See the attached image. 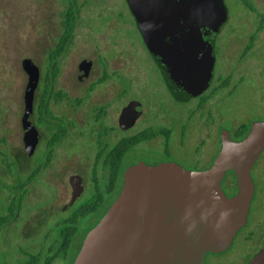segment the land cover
<instances>
[{"label": "rangeland", "instance_id": "rangeland-1", "mask_svg": "<svg viewBox=\"0 0 264 264\" xmlns=\"http://www.w3.org/2000/svg\"><path fill=\"white\" fill-rule=\"evenodd\" d=\"M223 1L228 15L220 29L218 42L222 46L224 56L223 59L222 57L219 59L216 66L214 85L226 71L233 68L235 58L238 56L235 47L237 39L244 36L253 22L257 23V18L250 8L255 7L260 14L262 13L260 19L264 24V0ZM78 2L81 5L80 19L74 43L61 58L56 89L70 91L71 95L83 94L94 84L92 91H96L95 95L98 98L105 99V95L124 91L125 88L126 96L142 100L152 121H158L156 119L158 111L168 116V121H178L179 124L185 121L186 116L196 105V99L176 103L170 98L161 73L142 40L126 0H78ZM64 6V0H0V134L6 130L9 142L14 144L18 151L23 148L20 118L27 81L22 63L25 59H30L45 70L42 63L43 52L52 43V36L59 30L60 13ZM98 53L106 62L103 66L98 64ZM81 57H92L96 61V67L88 79L80 83L76 79V67ZM253 57H256L255 62L260 73L257 71L250 74V78L241 80L235 71L229 85L222 87L204 109L208 126H205L202 133H198L199 128L196 127L194 116L193 134L192 131L189 132L190 137L185 142L178 141L179 126H175L176 132L173 131L171 137V153H166L164 146L160 149H150L146 148L148 145H141L139 146L141 152H132L127 156L126 162L131 163L141 156L152 163L173 160L187 169L206 168L219 148L216 137L221 129H227L233 134L239 127H249L256 120L263 121L264 30L257 46L242 60ZM121 76L127 80L124 81L123 78L120 80L118 77ZM101 78L104 80L100 81ZM77 147L78 144L69 139L57 149L53 165L50 167L48 199L51 200V207L43 225L37 226L38 234L29 240V246L33 249L41 244V235L46 231H50L48 241L53 243L60 227L57 222L62 217L70 215L80 202L92 194L93 188L88 186L72 208L62 211L63 203L69 199L71 190L67 162H73L65 158V152H76ZM84 163L87 165L90 161ZM252 173L258 187V195L252 203L247 226L242 231L256 225L258 229L264 230V151ZM105 196V203L95 213L97 218L113 198L111 193ZM86 229V217H83L79 219L76 237L71 244L72 250L66 252L63 264H70L69 257L76 251ZM240 237L241 234L238 233L228 249L217 254H208L206 264H246V260L258 251L262 239L253 236L251 240H241ZM27 243L28 241L18 240V249L17 245L8 249L1 247L0 258L6 257L10 263V259L16 253L15 249L19 252L22 245L26 250Z\"/></svg>", "mask_w": 264, "mask_h": 264}, {"label": "water", "instance_id": "water-1", "mask_svg": "<svg viewBox=\"0 0 264 264\" xmlns=\"http://www.w3.org/2000/svg\"><path fill=\"white\" fill-rule=\"evenodd\" d=\"M142 40L167 88L180 100L201 93L211 82L214 35L227 17L223 0H126ZM23 141L28 152L38 136L31 114L40 70L30 59ZM90 64L80 66L85 79ZM134 110L132 104L124 109ZM123 117V115H122ZM264 151V120L253 121L238 140L227 129L220 149L204 169L174 161L128 166L118 196L83 239L73 264H205V255L227 249L246 220L254 192L251 169ZM233 171L236 192L227 196L221 180ZM71 202L83 190L82 178L69 179ZM248 264H264L263 246Z\"/></svg>", "mask_w": 264, "mask_h": 264}, {"label": "flooded vegetation", "instance_id": "flooded-vegetation-1", "mask_svg": "<svg viewBox=\"0 0 264 264\" xmlns=\"http://www.w3.org/2000/svg\"><path fill=\"white\" fill-rule=\"evenodd\" d=\"M250 10L255 14L257 23L254 24L253 22V24L249 26L251 28L243 34L244 36L237 39L235 47L238 56L235 58L233 68L226 71L222 78L217 80L215 85L213 84L215 69L219 59L221 57L223 59L224 56V52L221 49L222 46H220L218 42V35L227 17L214 35L215 60L212 79L208 87L201 93L190 96L187 100H180L166 86L170 98L176 103H185L191 99H196V105L192 109V112L189 113V115L187 114L186 120L180 124L178 121H168V116L162 113V111H158L156 114V119H158V121H152L149 117V111H147V107L142 100L134 96H126L127 91H125L124 87V91L112 92L109 95H105V99L98 98L95 95L96 91H92L94 84L83 94L74 93L72 94L73 96L70 91H66L62 88L56 89V84V91H44V89L41 91V87L43 88L45 85L46 77L42 68L37 65L40 70V76L37 88L34 91L31 114V119L38 136L35 145L28 152L25 150L21 118L23 148L20 151H18L14 144L9 142L6 130L2 131L0 134V248L8 249L13 245H17L18 249L17 242L21 240L28 241V249L25 250L21 245L19 252L15 249L17 254L15 253L13 255L10 259V263L6 257H2L0 258V264H63L66 258V252L70 249L72 250L71 244L76 237L75 234L79 219L86 217L87 229L80 238V244L76 251L72 252L69 257L70 264H73L87 232L98 223L111 203L118 196L123 185L124 170L128 166L140 161L149 165L165 162H147V160L140 156L131 163H127V156L132 154V152H141L139 149L141 145H148L146 148L150 149H160L164 146L163 149L165 152L171 153V137L172 134L176 132L174 129L179 126L178 141L183 143L190 137L189 132L192 131L193 134L192 128L194 120L196 121V127L199 128L198 133H202L201 131H203L205 126H208V119L205 117L204 109L209 106V102L216 96L222 87L229 85L235 71H237L238 78L241 80L243 78H250V74L257 71L260 73V69L258 70L256 66V57L245 61L242 60L257 46L264 30V24L261 20L262 13L260 14L255 7L250 8ZM97 59L98 64L101 66L106 63L100 53H98ZM84 63L90 64V70L85 79H80V66ZM95 67L96 61L92 57H81L76 67L77 81L80 83L86 81L90 74L95 71ZM118 78H120V80L123 78L124 81L127 80L122 76ZM257 78L258 76L256 79ZM99 80L103 81L104 78ZM261 82L262 80L260 79L259 83L261 84ZM259 89L261 88L259 87ZM130 104L133 105L134 110L130 111L128 109L127 112L125 111L124 113V109ZM206 132H208V130H206ZM220 133H218L216 137L219 143L217 153L220 149ZM230 137L233 140L242 138H238L236 132L233 134L230 133ZM69 139H71L73 143L78 144V147L76 152H65V158L67 157V159L73 160V162H67V166L70 170L68 181L73 175L80 176L83 182V190L79 192L76 198L71 202L73 188L69 181L71 189L70 195L69 199L64 201L62 211L72 208L78 201L79 196L85 192L88 186H90V188L92 187L93 191L91 196L80 202L70 215L62 217L57 222L60 227L58 236L53 243L48 241L50 231H46L41 235V244L38 245V248H34V250L33 247L29 246V240H32L34 236L38 234L36 231L37 226L43 225L49 215V208L51 207V200L48 199L50 167L53 165L57 149L61 145H64L65 141ZM69 144L70 143H68V145ZM86 161H90V163L86 165L84 163ZM258 161H260V156L252 169L256 166ZM252 169L251 177L254 182V192L250 201L247 220L245 224L237 230L233 240L238 233L241 234V240H251L253 236H258L262 239L259 246L260 249L264 242V230L258 229V225H256L253 227L250 226L249 229H246L247 231H242L247 226L252 203L258 195V187ZM120 171L121 177L118 175ZM221 188L227 196H231L236 192L234 172L233 175L228 174L227 176V174H225L221 180ZM110 193L113 196L112 200L97 218L95 216L96 211L105 203V195ZM33 196L35 197L33 198ZM98 197L100 201L97 205L96 198ZM94 203H96V205L93 210L84 211L87 206H93ZM220 252L207 253L205 255V264L208 254H217ZM249 259L246 260V264H248Z\"/></svg>", "mask_w": 264, "mask_h": 264}, {"label": "trees", "instance_id": "trees-1", "mask_svg": "<svg viewBox=\"0 0 264 264\" xmlns=\"http://www.w3.org/2000/svg\"><path fill=\"white\" fill-rule=\"evenodd\" d=\"M65 6L60 13V26L57 34L52 36V43L43 52L44 60L42 63L45 65L44 74L46 77L45 85L42 89L44 91H56L55 84L60 70V58L67 51L68 47L73 43L75 37L76 27L80 19V3L78 0H64ZM248 127H240L236 130L238 138L243 137L247 132ZM228 174L233 175V171H227ZM226 173V174H227ZM121 177V171H120ZM97 205L100 198H96ZM96 203L93 206H87L84 211H91L95 208Z\"/></svg>", "mask_w": 264, "mask_h": 264}]
</instances>
